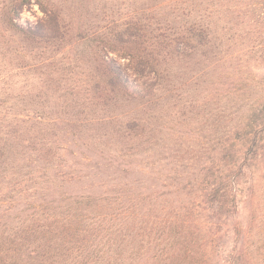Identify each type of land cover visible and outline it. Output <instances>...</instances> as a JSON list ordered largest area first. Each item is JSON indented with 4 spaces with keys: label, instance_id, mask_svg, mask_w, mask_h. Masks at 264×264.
Here are the masks:
<instances>
[{
    "label": "trees",
    "instance_id": "1",
    "mask_svg": "<svg viewBox=\"0 0 264 264\" xmlns=\"http://www.w3.org/2000/svg\"><path fill=\"white\" fill-rule=\"evenodd\" d=\"M23 1L0 0V64L18 55L13 35L26 34L12 23ZM98 1L112 13L111 37L134 45V72L144 57L154 67L182 62L183 73L165 75L172 109L193 101L184 83L210 84L212 73L228 80L227 118L219 106L196 136L161 133L152 85L106 69L93 86L104 113L119 103L135 116L99 118L107 125L84 136L81 162L53 175L55 152L32 134L38 120L8 115L21 108L0 89V264H264V84L251 71L264 65V0ZM95 5L84 0L90 15ZM242 204L244 226L235 219Z\"/></svg>",
    "mask_w": 264,
    "mask_h": 264
},
{
    "label": "rangeland",
    "instance_id": "2",
    "mask_svg": "<svg viewBox=\"0 0 264 264\" xmlns=\"http://www.w3.org/2000/svg\"><path fill=\"white\" fill-rule=\"evenodd\" d=\"M94 1L95 10L90 15L84 8V0H24L16 7L12 23L26 34L13 35L18 55L7 53L0 64V89L8 95L10 103L16 102L21 108L8 115L15 113L24 119L38 120L32 134L39 132L48 142L40 146L46 145L55 152L50 162L53 175H63L74 163L81 162L79 154L85 149L84 136L101 132V127L107 125L105 121H98L99 118L106 116L107 121L115 123L135 116L134 110L131 112L119 103L111 105L110 111L104 113L102 96L93 86H99L106 69L124 70L133 85H152L153 93L161 96L157 105L154 104L158 109L153 118V122L160 125L161 133L174 132L186 139L200 134L198 130L203 120L207 119L206 124H209L208 113H214L215 108L222 107L225 119L228 115V80L216 79L212 73L206 75L210 84L199 83L188 90V84L184 83L182 88L193 101L183 106L186 101L183 97L180 105L172 109L174 100L167 95L171 79L169 74L165 75L169 70L183 73L182 62L158 59L159 64L154 67V63L144 57L146 64L142 71L134 72V68L128 66L132 54L138 59L134 45L131 42L122 45L111 37L114 27L108 26L107 21L112 13L107 8L103 12V6L97 4L102 2ZM103 14L106 18L102 20ZM32 33L37 36L29 38L27 35ZM122 47L130 48L129 55L122 57ZM251 71L264 84V65L254 66ZM89 117L93 118L90 123L86 121ZM50 184L48 199H55L57 187ZM59 191L67 192L66 184ZM247 218L248 209L242 204L235 219L244 226ZM224 234L223 249L227 250L231 228Z\"/></svg>",
    "mask_w": 264,
    "mask_h": 264
}]
</instances>
